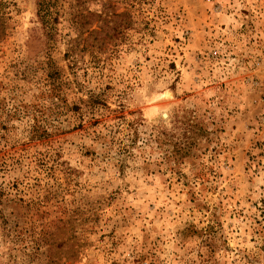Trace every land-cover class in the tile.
I'll use <instances>...</instances> for the list:
<instances>
[{"label":"rangeland","instance_id":"1","mask_svg":"<svg viewBox=\"0 0 264 264\" xmlns=\"http://www.w3.org/2000/svg\"><path fill=\"white\" fill-rule=\"evenodd\" d=\"M0 264H264V0H0Z\"/></svg>","mask_w":264,"mask_h":264},{"label":"trees","instance_id":"2","mask_svg":"<svg viewBox=\"0 0 264 264\" xmlns=\"http://www.w3.org/2000/svg\"><path fill=\"white\" fill-rule=\"evenodd\" d=\"M184 148L180 149L176 146V144H171V153L174 154H179V155H183L185 152L183 151Z\"/></svg>","mask_w":264,"mask_h":264}]
</instances>
